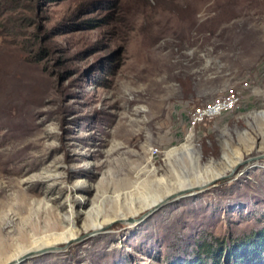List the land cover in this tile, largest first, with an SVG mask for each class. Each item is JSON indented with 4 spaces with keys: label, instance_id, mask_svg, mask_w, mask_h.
<instances>
[{
    "label": "rangeland",
    "instance_id": "374dc122",
    "mask_svg": "<svg viewBox=\"0 0 264 264\" xmlns=\"http://www.w3.org/2000/svg\"><path fill=\"white\" fill-rule=\"evenodd\" d=\"M77 179L100 217L200 189L13 264H264V0H0V251Z\"/></svg>",
    "mask_w": 264,
    "mask_h": 264
},
{
    "label": "bare ground",
    "instance_id": "6f19581e",
    "mask_svg": "<svg viewBox=\"0 0 264 264\" xmlns=\"http://www.w3.org/2000/svg\"><path fill=\"white\" fill-rule=\"evenodd\" d=\"M189 136L191 135H188L187 137L188 139H190ZM184 149H186V147H184ZM173 152L174 150L168 152L166 155H170ZM238 161H240V158L237 157L236 162ZM231 172H233V169L229 171V174ZM138 174L139 173H137L136 175ZM222 175L223 174L221 173L219 174L217 173L211 176L215 180V178H218L220 176L222 177ZM53 176L54 175L52 171H46V170L43 171L44 179L50 181L47 186L48 189L52 188L53 186L52 185L54 183ZM208 180L211 181V179ZM203 182L206 181L204 180ZM85 185H86L85 182L78 180L68 185L63 191V193L58 192V195H55L53 198L51 196L49 198L47 197V200L55 201L58 203V206H54V208L53 206L51 207L49 205L48 203L49 201H47L44 206H41V204L43 203L42 201H33L34 207L37 208L30 206L31 207L30 211L36 212V210L42 208L44 210L43 212H45L44 216L38 217L40 218V220H37L38 222L34 223L35 225L34 227L30 228L29 230L25 229L26 231L21 235L20 241L14 239L12 243H10L11 244L10 247L5 246L4 248L7 249L1 250L3 256L7 255L3 263L13 264L14 262H17L19 259H21L24 256H26L25 258H27L28 256L34 255L33 253H35L36 251H39L38 253H43V251H40L42 249L69 246L76 239L80 238V233L81 230L83 229L85 230L91 229L93 231L94 229L108 225L112 221V219H121L127 222V220H132L137 215L139 216L140 214L145 213L146 210L154 207L158 203L159 204L156 205L154 209L160 208L163 204L167 203L172 198H175L178 195L180 196L183 194H190L191 192L194 193L195 190L198 191L200 189V187H195L194 189H192L191 187H187L172 194L171 192H168L164 196H158L156 194L151 199H149L150 197L149 198L147 197L148 199L143 198L144 200L140 202L141 205L139 206H136V203L131 204L129 201H127L128 195L131 196L132 194L123 193L124 194L123 197L122 195L119 194L115 197L116 201H114L115 202L114 206L116 207L114 209V213L111 216L102 215V217H100L101 211L97 207L95 208L94 206H92L93 203L89 199L88 197L89 195L88 196L86 195L88 187ZM176 193L178 195H175ZM167 195L168 197L165 198ZM60 199L61 201H59ZM124 204H129L128 212L122 211V207L124 206ZM130 205L132 207H130ZM48 206H50V208ZM94 211L96 212L93 213ZM46 213L48 214V216ZM78 218L83 221L82 228H80V226H78L77 224ZM24 219L26 218L23 216L22 222L24 221ZM29 224L31 225V222Z\"/></svg>",
    "mask_w": 264,
    "mask_h": 264
},
{
    "label": "built area",
    "instance_id": "2783aa9c",
    "mask_svg": "<svg viewBox=\"0 0 264 264\" xmlns=\"http://www.w3.org/2000/svg\"><path fill=\"white\" fill-rule=\"evenodd\" d=\"M240 100V92L232 86L227 87L223 90L222 94H219L208 102L194 107L189 117L190 128L222 113L233 111L238 107ZM151 152L155 155L157 150L152 148Z\"/></svg>",
    "mask_w": 264,
    "mask_h": 264
},
{
    "label": "trees",
    "instance_id": "16d2710c",
    "mask_svg": "<svg viewBox=\"0 0 264 264\" xmlns=\"http://www.w3.org/2000/svg\"><path fill=\"white\" fill-rule=\"evenodd\" d=\"M97 22L98 21L96 19L91 18V19H87L85 23H87L88 26H94V24H96ZM257 234L252 233L253 236L257 235V238L253 237L254 240L251 243L246 242V243H243L242 246L248 247L250 251L257 250L259 248L263 249L264 248V228L260 230ZM247 238H251V237H247ZM206 247L208 249L206 251V255L211 257L212 256L211 253H213L214 250L211 249L212 247H209V246H206Z\"/></svg>",
    "mask_w": 264,
    "mask_h": 264
},
{
    "label": "water",
    "instance_id": "95a60500",
    "mask_svg": "<svg viewBox=\"0 0 264 264\" xmlns=\"http://www.w3.org/2000/svg\"><path fill=\"white\" fill-rule=\"evenodd\" d=\"M231 173H232V172H231ZM231 173H230V174H228V176H229V175H231ZM179 194H181V193H179ZM175 195H178V194L176 193ZM154 210H155V209H154Z\"/></svg>",
    "mask_w": 264,
    "mask_h": 264
}]
</instances>
